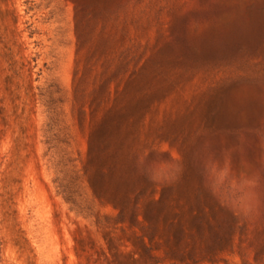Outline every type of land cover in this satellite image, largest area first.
Wrapping results in <instances>:
<instances>
[{
	"label": "rangeland",
	"instance_id": "374dc122",
	"mask_svg": "<svg viewBox=\"0 0 264 264\" xmlns=\"http://www.w3.org/2000/svg\"><path fill=\"white\" fill-rule=\"evenodd\" d=\"M236 76L264 79V0H0V264H264V81L221 84ZM47 88L82 210L59 193L60 153L46 154ZM209 116L229 131L162 136L183 141ZM249 119L260 127L230 129ZM130 131L144 156L126 178L139 191L146 175L147 193L120 215L109 155ZM146 208L159 233L163 217L170 235L204 217L222 244L193 258L157 246Z\"/></svg>",
	"mask_w": 264,
	"mask_h": 264
},
{
	"label": "trees",
	"instance_id": "16d2710c",
	"mask_svg": "<svg viewBox=\"0 0 264 264\" xmlns=\"http://www.w3.org/2000/svg\"><path fill=\"white\" fill-rule=\"evenodd\" d=\"M119 7L120 6H116V9H118ZM104 13L107 15L108 11ZM102 14L103 12L100 11L95 12L93 17L94 19H99ZM257 51H255V53ZM214 60V58L208 57L207 62L209 63L207 64L209 66H212L213 64L211 63H213ZM197 70L198 67H196V69H194L193 71L196 72ZM259 81H264V79H259L254 76H236L233 78L225 79L221 82V84H240L243 82L258 83ZM40 98L45 108V112L47 113L48 119L44 129V144L46 145V154L53 151L56 153H60L61 155L59 164H62L63 166V178H57L59 193L63 196L64 201L67 204L71 205L73 209L82 210L83 207L80 187L77 183V178L73 170L70 168L71 160L69 159L64 148L67 144V141L64 130L62 131L60 125L61 121L57 108V104L60 100L57 97V91L51 88H47L43 93H40ZM207 118L210 120V124L206 126V128H203V121L200 122L197 128L190 132V135L183 141H181L180 135L176 134L174 131L166 133L162 136H164L165 139L172 140L175 143H184L188 142L191 137L196 136L198 133H200L202 129H204L205 131H210L212 134H215L216 131H219L221 133H227L229 131L227 129V126L216 124L212 117L209 116ZM214 124H216L215 127L213 126ZM231 126L232 127L230 129H234L236 131H253L260 127L256 123L255 119H249L247 125L234 123ZM189 127H191V124L189 125ZM115 140L117 150L111 153L109 155V158L112 160L114 172L118 176L119 180H115V182L113 181L114 186L112 188V194L113 201L121 205L120 215H122L123 210L128 208L129 203L132 199H134L133 209H136L138 207L139 200L145 197L147 193V187L143 185L142 182H147L148 177L144 175L142 177V181L140 183L138 182L140 185L139 191H137V183L126 178L127 175H131L132 173H136L139 171L142 166L141 162L144 156V149L138 148L136 150L133 148V143L135 140L134 133L130 131L126 133L121 139L119 138V136H116ZM231 140H234V138H232ZM119 161H121V166L118 165ZM188 180H190V178ZM174 192V188H169L166 191L165 196H171ZM121 193L122 196L119 195ZM132 196L133 198H131ZM182 198H186L187 200H189V192L186 190H179L177 192V195L175 197L177 206L180 205L179 203ZM144 216L146 220L152 222L151 232H148L147 234L150 242L154 241L157 246L169 245L170 243H172L176 246L177 249L184 248L190 258H193V255L196 252L201 254L212 252L217 245L220 246L222 244V239L217 235H215L211 240L206 239V237L204 236V228L202 226V219L204 217H192L190 220L184 219L183 221L181 219H178L177 228L170 235L169 231L173 227V223L167 224L168 217H163L162 220L164 229L159 233L157 227V224L159 222V215H154L151 208H146L144 211ZM175 216H177V214H175ZM130 221L134 225H138L137 217H133V215H131ZM238 229H240V226L230 227V231ZM155 237L158 238L157 241H155ZM149 250H151V246H144V251L146 253ZM172 254H175V251H173ZM149 260L153 259L149 257Z\"/></svg>",
	"mask_w": 264,
	"mask_h": 264
}]
</instances>
